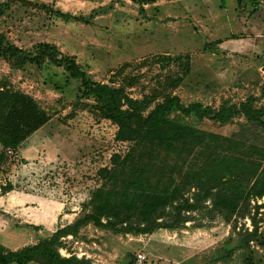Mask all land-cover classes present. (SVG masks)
Wrapping results in <instances>:
<instances>
[{"label": "rangeland", "instance_id": "1", "mask_svg": "<svg viewBox=\"0 0 264 264\" xmlns=\"http://www.w3.org/2000/svg\"><path fill=\"white\" fill-rule=\"evenodd\" d=\"M33 1L50 11L13 3L0 14V32L30 53L39 42L55 44L74 56L92 80L124 87L129 97L144 103V113L172 93L184 105L197 101L215 110L249 101L264 120V31L242 36L244 22L257 15L264 21V0H210L218 10L223 1L227 9L226 23L216 25L212 36L175 12V4L188 9L183 0H169L170 13L159 0L142 10L133 0ZM167 19L181 20L177 37L163 30ZM223 39L220 48L226 52L218 50ZM2 82L32 95L50 114L47 123L5 152L1 165L0 243L20 249L72 222L100 185L97 170L109 166L111 155L123 153L127 144L116 139L117 126L90 106L93 99L80 95L78 81L62 67L45 62L18 69L0 57ZM170 117L221 135L239 133L246 141L260 136L242 113L225 124L179 111ZM257 142L264 144V136ZM247 206L243 215L230 216L208 200L185 212L188 220L177 227L149 233L89 223L77 238L67 236L68 249L60 252L86 264H243L248 259L264 264V196L251 197ZM137 253L145 255L142 262Z\"/></svg>", "mask_w": 264, "mask_h": 264}, {"label": "trees", "instance_id": "2", "mask_svg": "<svg viewBox=\"0 0 264 264\" xmlns=\"http://www.w3.org/2000/svg\"><path fill=\"white\" fill-rule=\"evenodd\" d=\"M133 1L142 10L152 0ZM13 3L50 11L42 2L1 0L0 14ZM0 57L18 69L45 62L62 67L78 81L80 95L93 99L90 106L117 126L116 139L127 144L123 153L111 155L109 166L97 170L100 185L72 222L20 249L0 243V264H86L74 254H61L60 248L68 249L66 237L77 238L89 223L119 227L127 233H149L177 227L188 220L185 212L208 200L212 208L232 216L248 211L251 197L264 196V144L257 142L264 136V120L261 109L249 101L238 108L223 104L215 110L197 101L184 105L171 93L144 113V103L129 97L124 87L92 80L74 56L62 53L55 44L39 42L30 53L0 32ZM172 111L222 124L242 113L260 136L246 141L239 133L226 136L201 130L170 117ZM49 119V112L32 95L0 84V170L7 159L5 152L15 150ZM243 264L255 263L248 259Z\"/></svg>", "mask_w": 264, "mask_h": 264}, {"label": "crops", "instance_id": "3", "mask_svg": "<svg viewBox=\"0 0 264 264\" xmlns=\"http://www.w3.org/2000/svg\"><path fill=\"white\" fill-rule=\"evenodd\" d=\"M180 1V0H178ZM184 4L188 3V9L185 7H181V9H178L180 7V5L178 6L177 4H175V12H178L179 14H181V16L188 17L189 20H192L196 23V25H201V27L203 28L200 29L198 28L197 30H201V33L206 32V34L211 35L216 31L215 26H219L221 24V22L226 23V21H224V10L226 9V6L224 5V2H221V9L218 10L215 6L214 3H212L210 0H204L202 2H200L199 0H183ZM187 1V2H186ZM157 2H154L152 4H156ZM160 7H164V11L167 13H170L172 11V9H167L171 6V2L169 3V0H159L157 3ZM237 4H238V0H237ZM146 4H143V8H145ZM248 7V4L246 5ZM245 6V7H246ZM225 7V8H224ZM227 10V9H226ZM178 15V14H177ZM175 15V16H177ZM235 15H238L235 14ZM170 16V15H168ZM246 27H244V32H243V37L248 39L250 35V33H254V36H258L259 32L264 31V21H261L260 17L258 18V15L253 18L250 19L249 21L244 22ZM162 27L163 30H165V32L167 31L169 34H171L172 36L177 37V34L179 33V28L181 25V20H175L173 21L172 19H167L165 20V22L162 23ZM197 30H194V34L197 33ZM254 31V32H251ZM247 32V33H246ZM216 33H218V29L216 31ZM246 33V34H245ZM263 34V32L261 33ZM226 43L225 39H223V41H221L220 43H218L217 45L218 50L222 51V52H226L227 48H220L222 45H224ZM214 52V51H213ZM214 54V53H212ZM192 57H194V54H191ZM202 56H205L203 54L198 55V57L203 58ZM206 56H209L208 54H206Z\"/></svg>", "mask_w": 264, "mask_h": 264}, {"label": "built area", "instance_id": "4", "mask_svg": "<svg viewBox=\"0 0 264 264\" xmlns=\"http://www.w3.org/2000/svg\"><path fill=\"white\" fill-rule=\"evenodd\" d=\"M262 55L264 57V45L262 47ZM145 259V255L142 253H137V260L138 262H142Z\"/></svg>", "mask_w": 264, "mask_h": 264}, {"label": "water", "instance_id": "5", "mask_svg": "<svg viewBox=\"0 0 264 264\" xmlns=\"http://www.w3.org/2000/svg\"><path fill=\"white\" fill-rule=\"evenodd\" d=\"M262 70H264V65L262 66Z\"/></svg>", "mask_w": 264, "mask_h": 264}]
</instances>
